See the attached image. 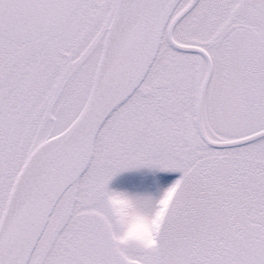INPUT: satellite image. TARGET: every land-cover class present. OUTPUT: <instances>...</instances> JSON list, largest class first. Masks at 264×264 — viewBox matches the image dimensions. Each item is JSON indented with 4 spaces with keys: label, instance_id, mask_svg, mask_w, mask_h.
Instances as JSON below:
<instances>
[{
    "label": "snow or ice",
    "instance_id": "6c2138e0",
    "mask_svg": "<svg viewBox=\"0 0 264 264\" xmlns=\"http://www.w3.org/2000/svg\"><path fill=\"white\" fill-rule=\"evenodd\" d=\"M0 264H264V0H0Z\"/></svg>",
    "mask_w": 264,
    "mask_h": 264
}]
</instances>
